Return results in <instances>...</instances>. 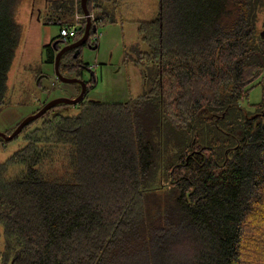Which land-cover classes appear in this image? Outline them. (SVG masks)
I'll use <instances>...</instances> for the list:
<instances>
[{"label":"trees","instance_id":"16d2710c","mask_svg":"<svg viewBox=\"0 0 264 264\" xmlns=\"http://www.w3.org/2000/svg\"><path fill=\"white\" fill-rule=\"evenodd\" d=\"M22 1L0 0V108ZM124 1L89 0L97 31L63 55L62 75L84 78L82 51ZM78 14V0H45L39 23L59 34L42 64L83 36L86 19L60 35ZM137 30L141 95L93 100L87 80L76 114L58 105L14 139L0 164L2 264H264V0H160ZM257 86L261 101L245 104Z\"/></svg>","mask_w":264,"mask_h":264},{"label":"rangeland","instance_id":"374dc122","mask_svg":"<svg viewBox=\"0 0 264 264\" xmlns=\"http://www.w3.org/2000/svg\"><path fill=\"white\" fill-rule=\"evenodd\" d=\"M44 4L45 0H23L19 6L17 18L24 26V35L9 74L6 99L10 101V105L0 108V132L9 134L8 132L17 124L38 112L37 107L44 101L49 102L60 97L74 98L77 95V84L58 81L54 67L41 63L44 47H40L38 14ZM120 7L123 11L118 15V22L99 26L97 33L99 49L93 50L87 46L82 51L83 62L94 71L93 75L86 72L83 78L85 81L94 79L88 97L107 103L123 102L144 92V66L136 63V59L140 51L146 50V46L139 41L138 22L158 17L160 0H125ZM81 21L80 18V23ZM53 28L56 32L57 29ZM39 71L46 73L42 78V85L52 88L44 94L40 93L37 88L38 79H35ZM68 77L75 76L71 74ZM261 96V87L257 86L245 104L259 103ZM39 97L43 102H38L37 105L35 99L39 100ZM56 112L73 115L77 113V109L74 105L62 104L54 109V113ZM30 128L32 129V126ZM6 143L4 146L0 142V164L11 156L23 141L18 139ZM2 248L0 230V250Z\"/></svg>","mask_w":264,"mask_h":264},{"label":"water","instance_id":"95a60500","mask_svg":"<svg viewBox=\"0 0 264 264\" xmlns=\"http://www.w3.org/2000/svg\"><path fill=\"white\" fill-rule=\"evenodd\" d=\"M82 4V10L84 13V16L86 18V26L83 36L76 42H73L69 45H65L57 54L55 64H54V70L55 75L57 79L60 82L66 83V84H78L81 86V92L77 97L74 98H67V97H60L55 98L49 102H47L38 112L35 114H32L31 116H28L25 118L11 134H7L4 132H0V137L3 138L6 142L13 141L16 137H18L23 129L30 124L31 122L38 120L42 118L48 111L53 109L55 106L62 105V104H69V105H79L85 98L88 90V84L85 80L80 79L78 77H65L62 75L60 71V62L65 53L68 51L78 49L82 46H85L90 39L91 33L97 31V27L93 24L92 17L90 10L88 9V0H81ZM79 54V51L76 52L75 57H77ZM87 73L90 75H93V72L89 69L86 70ZM93 77V76H92Z\"/></svg>","mask_w":264,"mask_h":264},{"label":"crops","instance_id":"0c3cea01","mask_svg":"<svg viewBox=\"0 0 264 264\" xmlns=\"http://www.w3.org/2000/svg\"><path fill=\"white\" fill-rule=\"evenodd\" d=\"M122 11H123L122 8L121 7H118V15L120 13H122ZM39 29H40V34H39L40 47H42V48L43 47H47L48 45H50L51 42H52V40H53V38L59 34L58 29L56 28L57 31L54 32L53 31L54 28L51 27V26H46V25H41L40 24ZM98 49H99V46H98L97 49H93V50H98ZM49 65H51V64H49ZM89 70H91L92 72H94L93 71V68H90ZM143 77H144V75H143Z\"/></svg>","mask_w":264,"mask_h":264},{"label":"built area","instance_id":"2783aa9c","mask_svg":"<svg viewBox=\"0 0 264 264\" xmlns=\"http://www.w3.org/2000/svg\"><path fill=\"white\" fill-rule=\"evenodd\" d=\"M77 19H76V22L75 24L73 25H70L68 27H65V28H62L61 31H60V35L64 38V40H67V39H72L76 36L77 34V30L78 28L80 27L81 23H80V18L81 20L82 19H85V16L84 15H77L76 16ZM92 21H94V24H95V17L94 15L92 14Z\"/></svg>","mask_w":264,"mask_h":264},{"label":"flooded vegetation","instance_id":"af4514ba","mask_svg":"<svg viewBox=\"0 0 264 264\" xmlns=\"http://www.w3.org/2000/svg\"><path fill=\"white\" fill-rule=\"evenodd\" d=\"M78 3H79V6L82 7V4H81V0H78ZM88 3H89V0H88ZM83 11V10H82ZM91 38V37H90ZM91 42H96V39L95 40H91Z\"/></svg>","mask_w":264,"mask_h":264}]
</instances>
